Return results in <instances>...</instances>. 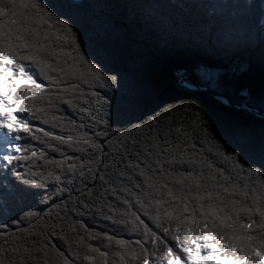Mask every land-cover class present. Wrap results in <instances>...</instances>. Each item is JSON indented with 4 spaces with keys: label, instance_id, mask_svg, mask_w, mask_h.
<instances>
[{
    "label": "snow or ice",
    "instance_id": "snow-or-ice-1",
    "mask_svg": "<svg viewBox=\"0 0 264 264\" xmlns=\"http://www.w3.org/2000/svg\"><path fill=\"white\" fill-rule=\"evenodd\" d=\"M0 241V264H264V0H0Z\"/></svg>",
    "mask_w": 264,
    "mask_h": 264
},
{
    "label": "trees",
    "instance_id": "trees-1",
    "mask_svg": "<svg viewBox=\"0 0 264 264\" xmlns=\"http://www.w3.org/2000/svg\"><path fill=\"white\" fill-rule=\"evenodd\" d=\"M98 3H101V4H106V3H110V2H113V0H97ZM120 2H123V3H128V4H146V3H150V4H170V3H175L177 2V0H120ZM164 12H169L171 11L170 9H163ZM245 82L246 81V78H245ZM169 94L170 95H180V92L178 89L176 88H171L170 91H169ZM206 102L211 104L212 100H211V97H206L205 98ZM77 217L80 215V213H76L75 214ZM65 221H66V224H65V230L67 232V234L69 235L70 239H73V240H76L78 243L80 240H83V245H80L81 247H83L84 245H86L88 243V233L87 232H83V230H80L79 231V234L76 233V232H72L69 230L70 226L73 225L75 223V219L73 216L71 215H68V216H65ZM88 225H93L95 224L96 222L93 221L92 219H88L87 221ZM76 227L79 229V225L77 224ZM101 228L104 227L103 224L100 225ZM34 231H38V229H33ZM0 243H2V241H0Z\"/></svg>",
    "mask_w": 264,
    "mask_h": 264
}]
</instances>
